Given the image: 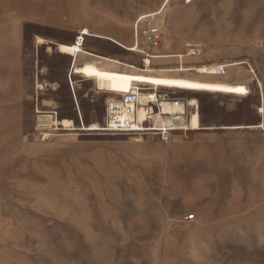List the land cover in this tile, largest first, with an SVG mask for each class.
I'll return each mask as SVG.
<instances>
[{
	"label": "rangeland",
	"instance_id": "rangeland-1",
	"mask_svg": "<svg viewBox=\"0 0 264 264\" xmlns=\"http://www.w3.org/2000/svg\"><path fill=\"white\" fill-rule=\"evenodd\" d=\"M162 1L0 0V264H264V0ZM135 88L158 132L99 131Z\"/></svg>",
	"mask_w": 264,
	"mask_h": 264
},
{
	"label": "built area",
	"instance_id": "built-area-1",
	"mask_svg": "<svg viewBox=\"0 0 264 264\" xmlns=\"http://www.w3.org/2000/svg\"><path fill=\"white\" fill-rule=\"evenodd\" d=\"M160 13L156 14H140L133 23V31L136 40V44L140 41V52L143 56L145 64H150L153 58L160 56L158 51L166 43V33L164 29L157 23L156 19ZM143 40V42H141ZM203 52V46L201 44H192L189 46L186 52L187 56L200 55ZM161 58V57H160ZM73 91V86L70 83ZM139 88H135L129 92H125L118 97H111L106 102L105 115L103 119L102 130L103 133H133L144 132L143 130L147 123V120L143 121L138 116L139 102ZM159 93L170 94L171 100L178 103L182 97L176 96L177 92H163L162 90L151 89ZM150 90V91H151ZM74 93V92H73ZM161 98V96H160ZM154 110H159L158 100L149 102L147 108V116L150 118ZM54 114H57L55 111ZM195 215L190 214L186 216V220L194 221Z\"/></svg>",
	"mask_w": 264,
	"mask_h": 264
},
{
	"label": "crops",
	"instance_id": "crops-1",
	"mask_svg": "<svg viewBox=\"0 0 264 264\" xmlns=\"http://www.w3.org/2000/svg\"><path fill=\"white\" fill-rule=\"evenodd\" d=\"M164 1V0H163ZM162 1V2H163ZM148 9H150V8H148ZM48 21H50V22H54L55 20L54 19H52V20H48ZM101 22H106L107 24H109V26H111L112 28L113 27H116V29H118V28H121L122 27V25H113V24H111V22H109L108 20H106V19H103ZM97 30V29H96ZM79 32H80V29H78V31H77V34L74 36V38L71 40V41H59V42H74L75 40H76V38H77V36H78V34H79ZM92 39H97V40H101L100 38H92ZM87 42V41H86ZM86 42H85V44H84V47L86 48V51L89 53V54H82L79 58H78V60H77V63L78 64H82L83 62H85V61H87V60H91L92 58H93V56H92V54H94V55H112V56H119V55H116V54H114V53H102V52H100V50L99 49H97V48H95L94 47V45L92 44V46H91V49H89L87 46H86ZM124 50H126L127 51V49H125L124 48ZM71 59V58H70ZM74 63V60H72L71 59V62H70V65H69V68H70V66H71V63ZM69 71V70H68ZM70 77V76H69ZM18 82H19V84L17 85L19 88H21L22 86H23V84H22V80H20V79H18L17 80ZM57 84V83H56ZM79 88H81V86H78ZM18 93H19V95H17V96H15L16 97V100H18V99H21V89L18 91ZM72 94V93H71ZM78 94V93H77ZM73 99H74V96H73ZM78 100H79V98H78ZM76 102H77V98H76ZM77 104H78V102H77ZM80 105V104H79ZM61 118V117H60ZM260 122H262V121H260ZM259 122V123H260ZM259 123H257V124H259ZM257 124H250V125H257ZM226 126H231V125H226ZM256 128H258V127H256ZM213 129H215V128H213Z\"/></svg>",
	"mask_w": 264,
	"mask_h": 264
},
{
	"label": "bare ground",
	"instance_id": "bare-ground-1",
	"mask_svg": "<svg viewBox=\"0 0 264 264\" xmlns=\"http://www.w3.org/2000/svg\"><path fill=\"white\" fill-rule=\"evenodd\" d=\"M155 14H156V13H155ZM135 43H136V40H135ZM136 46H138L137 49H138V53H139V52H140V48H141V46H140V41H138V44H136ZM162 47H163V46H162ZM153 60H155V57L153 58ZM142 64H143L145 67H148V66L150 65V64H149V65H148V64H145L143 60H142ZM69 83H71L72 86H73V92H74V93H73V96H74V98H75V100H76V96H75V86H74V84H73V82H72L71 79H69ZM70 87H71V86H70ZM152 89H153V88H152ZM154 89H156V88H154ZM71 90H72V88H71ZM150 90H151V89H149L148 91H150ZM156 90H157V89H156ZM151 91H154V90H151ZM157 91H158V90H157ZM155 92H156V91H155ZM156 94L159 95V93H157V92H156ZM151 100L156 101L157 98L154 100V99L152 98V94L150 95V98L146 101V103H145V105H144V107H145V109H146V117L143 118V119H141L140 116H139V106L141 105V102H140V90H139V102H140V104H139V106H138V116H139V119H140V120H143V121L147 120V123L144 124L145 127H144L143 130H148V131H144V132H133V133H123V134H130V135L138 134V135H142V134H147V133H149V134H153L154 132H158V131H154V130H152V129H153V126H151V124H150L151 117H152V115L154 114V111H156V110L153 111V113L151 114L150 118H148V116H147V108H148L149 102H150ZM158 103H159V102H158ZM57 114H58V113H57ZM101 130H102V129H101ZM104 134L117 135V133H104ZM161 135H163V133H162ZM139 138H142V137L139 136Z\"/></svg>",
	"mask_w": 264,
	"mask_h": 264
},
{
	"label": "snow or ice",
	"instance_id": "snow-or-ice-1",
	"mask_svg": "<svg viewBox=\"0 0 264 264\" xmlns=\"http://www.w3.org/2000/svg\"><path fill=\"white\" fill-rule=\"evenodd\" d=\"M155 83H164L163 81H155ZM191 86V85H190ZM236 91H240V92H243L244 90L243 89H236Z\"/></svg>",
	"mask_w": 264,
	"mask_h": 264
}]
</instances>
